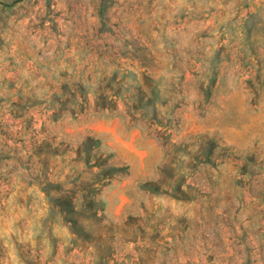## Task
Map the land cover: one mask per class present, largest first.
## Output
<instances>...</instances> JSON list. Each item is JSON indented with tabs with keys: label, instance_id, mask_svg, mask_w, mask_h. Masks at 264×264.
<instances>
[{
	"label": "rangeland",
	"instance_id": "rangeland-1",
	"mask_svg": "<svg viewBox=\"0 0 264 264\" xmlns=\"http://www.w3.org/2000/svg\"><path fill=\"white\" fill-rule=\"evenodd\" d=\"M0 264H264V0H0Z\"/></svg>",
	"mask_w": 264,
	"mask_h": 264
}]
</instances>
